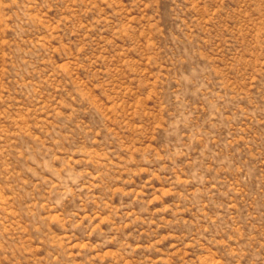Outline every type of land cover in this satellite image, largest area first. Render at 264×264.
<instances>
[{"label":"rangeland","instance_id":"rangeland-1","mask_svg":"<svg viewBox=\"0 0 264 264\" xmlns=\"http://www.w3.org/2000/svg\"><path fill=\"white\" fill-rule=\"evenodd\" d=\"M0 264H264V0H0Z\"/></svg>","mask_w":264,"mask_h":264}]
</instances>
